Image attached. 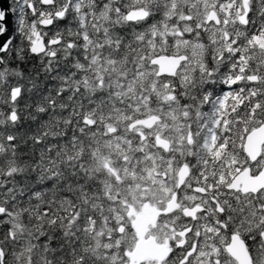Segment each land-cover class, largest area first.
I'll use <instances>...</instances> for the list:
<instances>
[{
    "label": "flooded vegetation",
    "instance_id": "obj_1",
    "mask_svg": "<svg viewBox=\"0 0 264 264\" xmlns=\"http://www.w3.org/2000/svg\"><path fill=\"white\" fill-rule=\"evenodd\" d=\"M9 1L11 3V0ZM71 1L53 0V4L46 7L41 5L40 0H35L37 5H33L32 1H27V5H32L31 28L27 36L29 53L37 34L42 38L46 49L39 56H34L31 53L30 55L34 59L40 58L46 65L55 63L58 58L63 61V109L67 113V123L75 122L70 113L82 110L85 79L88 80L97 75L102 79L97 81L96 85L91 84L88 88L89 91L93 90L98 98L102 95L105 96L104 94L114 83V80H124L125 90L130 76H136L138 70L143 75L147 69H151L156 79L151 80L152 91L155 95L151 99L152 104L155 107L158 104V108H160L162 102L159 96L161 93H166L167 99L173 102L174 107H182L185 112L190 114L191 119L184 120L189 123V133L186 136L189 144L199 143L195 134L196 120L205 115L208 126L204 134L205 138L202 137L203 142L211 136L218 139L225 138L223 128H230L231 130L228 132L231 134H233L232 129H236L242 138L240 139L242 155L248 162L242 170L238 167L237 171H212L214 173L208 174L192 171V168L186 164L180 165V167L187 166L189 171L180 187L177 186L179 172L177 171L176 186L167 202L147 200L135 206H128L125 220L117 226L113 225L116 234L112 233L108 237L113 245L109 255L111 256V252L112 255H117L119 264H237L226 252L231 236L237 235L243 242L247 239L246 249L252 263L255 264L258 253L256 239L259 237L253 239L249 233L254 234L256 231L264 229V190L256 194H241L240 190L229 191L227 187L245 169L250 170L249 177H256L264 165L263 163L259 168V164L256 162L249 163L243 150L245 137L264 124V118L260 123L259 117L260 112L264 115V66H261L260 63V44L258 43L259 29L261 25H264V0H156V5L154 0H139L140 5L136 8L130 6L132 0H108L115 12L112 17L117 19L116 24L103 20L94 25L84 24L83 26H86L87 29H81L76 24L77 15L72 13L71 7H69ZM117 7L120 9L119 12L116 11ZM156 8L161 9L164 13L161 16L157 15L159 21L152 18L154 24L151 28L140 25V20L131 23L126 21V15L130 11L142 10L148 15L149 11L152 12ZM103 9L97 5V14ZM60 12L66 13L72 20L70 28L62 26L63 34L59 33L55 27L56 23H53L49 28L42 29L40 27V21L44 19L58 21L55 14ZM183 14L187 15L184 20L185 23L189 22V25L183 26L177 33V37H180V40L186 45L176 48L174 45L176 39L171 38L168 34L165 35L164 32H170L173 25L177 26L178 19ZM211 14L213 18L210 17ZM93 26L108 29L110 33L113 32L110 35L112 52L107 55L110 57L108 66L104 65L105 57L103 59L100 57L101 60L93 63L94 51L90 47L86 48L87 43L85 44L81 38L83 31L88 32V36L92 38V44H94ZM141 28L143 31L140 30ZM153 28L155 29L154 34L150 33ZM185 31L188 32L185 33ZM117 32L122 33L123 36L122 42L119 44L116 43L115 34ZM151 38L155 44L153 51L150 46ZM56 39H60V43L50 47L49 41ZM69 41L72 42L71 47H69ZM160 46L161 49H159ZM104 50L98 52L106 54V50ZM53 52L56 53L55 56L52 55ZM180 56L186 57V61L180 65L174 77L156 76L158 69L151 65L153 59ZM134 61H136L135 64H133ZM139 63L142 64L140 69L138 68ZM209 70L213 72L212 77L208 75ZM222 84L228 90L220 93ZM233 84L239 85V88H232ZM141 85H144L143 95L145 98L150 87H148L147 80L145 83L141 82ZM198 86L200 87L198 88ZM213 89L215 93L220 94L215 95ZM206 93L210 98H205ZM122 102L120 98L114 99L110 94L97 101L96 106L107 111L124 109L126 102H123L124 104ZM193 114L199 115L198 118H195L196 120L193 119ZM119 116L120 114H117L114 118H109L110 125H112V129L108 130L109 134H114L116 125L124 124V117L119 118ZM151 117H157L159 122L161 121V117L156 114H151L143 119ZM80 118L81 115L79 118L77 117L76 125H82V120H79L78 123ZM243 127L251 130L248 132L239 130ZM152 128L137 129L141 132H138L136 136L129 135V137L131 139L138 137L144 141L143 133L150 132ZM111 130L112 132H110ZM230 154L235 162L241 159L240 154L231 152ZM263 154L264 146L259 161L262 160V157L264 158ZM228 159L227 155L223 161L224 169L228 166H237V163L233 164ZM104 186H107L108 190H104ZM93 189L97 195L92 196L91 202L97 207L95 216L98 217L101 207L116 204L114 203L115 193L109 184L96 185L93 186ZM173 196H175L174 209L167 215H159L155 224L147 228L143 237L144 241L152 238L157 246H166L169 250L167 257L160 263L151 258L141 262L135 260L132 263L131 255L139 241L132 226L133 222L136 218L151 216L155 211H164ZM84 197L89 201L90 197L84 196L81 192L80 199L83 200ZM234 204L240 206L236 223ZM222 208L225 209L224 215L228 219L222 220L220 216ZM195 209L196 211L192 214L191 211ZM102 215H110V213L102 212ZM164 217H171L175 221L173 235L167 240L162 239L161 234L163 233L159 229ZM225 223L228 224L227 228L224 226ZM238 230L241 233L237 232Z\"/></svg>",
    "mask_w": 264,
    "mask_h": 264
},
{
    "label": "trees",
    "instance_id": "obj_2",
    "mask_svg": "<svg viewBox=\"0 0 264 264\" xmlns=\"http://www.w3.org/2000/svg\"><path fill=\"white\" fill-rule=\"evenodd\" d=\"M27 1L38 4L35 0ZM96 1L84 0L80 5L79 14L85 24H91L95 18ZM154 2L156 5V0ZM30 14L24 20L23 29L14 32V39L2 54L0 207L4 209V218L0 220V247L4 255L3 264H111L108 250L100 246L105 237L102 223L95 216L97 207L91 202L92 196L97 195L93 186H102L108 181L104 182L102 171L98 169L96 173H91L93 166L89 163L103 154L101 133L106 124L110 125L109 118L118 113L91 105L97 95L88 88L97 82L94 78L85 79L82 110L70 113L75 122L67 123L64 96L59 94L63 92V61L58 58L55 63L46 65L40 58L34 59L30 55L27 42L31 28ZM55 27L63 34L62 26L56 23ZM258 38L260 63L264 66V25L259 29ZM15 87H20L23 93L16 101V109L10 102V92ZM148 96L150 99L155 97L149 90ZM40 106L47 111L39 112L37 109ZM12 110L20 116L15 124L9 121ZM80 115L78 123L82 120V125H76ZM204 116L202 123L197 125L195 134L199 143H196V148H202L204 143L202 137L208 126ZM123 117L129 124L140 119L133 112L124 113ZM259 117L262 123V112ZM85 119L88 123H84ZM222 130L227 134H224L225 138H217V148L211 153L200 150L195 161H183L192 171H201V174L237 171L238 167L242 170L248 164L242 155V138L229 133L231 129L228 127ZM239 130L248 132L251 129L243 127ZM9 135L17 137L15 148L9 145ZM36 138L42 143H36ZM132 139L136 144L137 138ZM230 152L240 154L241 159L235 162L237 166L224 169L223 161ZM162 154L165 155V152ZM170 156L172 159L176 157L174 154ZM147 161L151 163L150 158ZM53 173L58 174L55 177L57 187L35 196L34 193L46 186ZM69 182L71 188L66 186ZM81 192L90 197L89 201L86 197L80 199ZM238 207L236 204L233 206L235 223L239 215ZM237 232L241 233L240 230Z\"/></svg>",
    "mask_w": 264,
    "mask_h": 264
},
{
    "label": "rangeland",
    "instance_id": "obj_3",
    "mask_svg": "<svg viewBox=\"0 0 264 264\" xmlns=\"http://www.w3.org/2000/svg\"><path fill=\"white\" fill-rule=\"evenodd\" d=\"M83 2L84 0H72L69 7H71V12L77 15L76 24L79 25L78 27L81 29H87L86 26H83L85 24L83 16H80L79 14L80 5ZM139 5V0H132L130 3L132 8H136ZM94 10L97 20L100 19L101 22L104 20L107 23L111 22V24H116L117 19L112 17L115 12H113V8L110 6V1L99 14H97V6L94 7ZM186 16L187 15L185 14L181 15L178 19L177 26L173 25L170 32H164L165 35L168 34L171 38L176 39L174 44L176 48L186 45V43L180 40V37H177V33L181 30V28L189 25V22L185 23L184 19H186ZM92 29L94 31L93 34L95 35L94 44H92V38L88 36V32L83 31L81 38L85 41V44L87 43V45H85L86 48L90 47V49L92 48V51H94L95 56H93V63H96L100 57L101 59L105 57L104 65L108 66L110 57L107 55L112 52V40L110 35L111 33L113 34V32L110 33V30L108 29H105V31L100 30L98 26H93ZM154 30V28L153 30H150V33L154 34ZM187 32L188 31H185V33ZM150 46L151 51H153L155 46L153 38L150 40ZM165 47L166 46L164 45V48ZM102 49L106 50V54L104 52H98ZM159 49H161V46ZM135 63L136 61H134L133 64ZM140 66H142V64L139 63V69ZM145 72L146 73L142 75L138 70V74L136 76H130L125 90V81L122 79H116V88L112 92L113 98H120L124 103L126 102V105L124 109H114L110 111H116L120 114L119 118L123 117L124 113L128 112L137 114L140 119L147 118L151 114H156L161 117V121L159 124L154 126L150 132H142L145 136L144 141L136 137V144L133 143V139H131L129 135L136 136V134L141 132V130H128L130 124L124 121L125 125H116V131L114 134H109L108 130L112 129V125L106 124L103 132L101 133V141L104 152L100 157L97 156L96 159H94V162L89 163L90 166H93L92 169H90V172L93 173L92 171H95L96 173L97 169L102 171V179L104 182L108 181V183L104 184H109L110 188L113 189L115 193L114 203L116 204L113 206L107 205L106 207H101V211L99 212V216L102 217V212L110 213V211H112L111 216L105 215L107 218H101L103 222L101 227L105 239L101 242L100 246H105V249L108 250V252H110L113 247L108 237L111 236L112 233L116 234V229L113 227V224H116L117 226L125 220V214L128 206H135L138 203L147 200H153L154 202L156 200H163L164 203L167 202L176 186V173L179 170L180 165L185 164L183 161H195L196 154L200 150L211 153L217 148V138L214 136L209 137L203 143L202 148H196L195 144H189L187 142L186 136L189 133V123L184 122V120H188L190 118V114L185 112L182 107H174L173 102L167 99L166 93H161L159 96L162 102V106L160 108H158V104L156 107L152 104L148 95L144 98V85L142 86L141 82L145 83L147 80L148 87H150L149 92L154 93L152 91L151 80H156L155 76H153L154 72L151 71V69H147ZM98 77L99 75L96 77L94 76V80L96 82L102 80ZM94 88L98 89L96 87ZM232 130L233 135L236 137L238 135L236 129ZM130 132L132 133L130 134ZM157 136L169 142L171 151L165 153V155L169 156L163 155L162 153L164 152L162 149L156 146L155 137ZM150 139L151 141H149ZM170 154H174L176 157L172 159ZM228 157V161L233 162L234 164L235 160L230 153L228 154ZM148 158L151 159V163L147 161ZM261 159L259 168L264 163V158L262 157ZM104 190H108V187L104 186ZM262 221L263 218L261 219V222ZM174 226L175 221L173 218L164 217L162 219L159 229L163 233H160L163 240H167L172 237L175 230ZM222 239H224V237H222ZM257 252L255 264L256 262L257 264H264V250L258 249ZM110 257L111 264H119L117 262V255H112L111 252Z\"/></svg>",
    "mask_w": 264,
    "mask_h": 264
},
{
    "label": "water",
    "instance_id": "obj_4",
    "mask_svg": "<svg viewBox=\"0 0 264 264\" xmlns=\"http://www.w3.org/2000/svg\"><path fill=\"white\" fill-rule=\"evenodd\" d=\"M69 1L70 0H67V2ZM40 2L41 5L45 7L53 4V0H40ZM6 3H10V1L6 0ZM28 8L32 10V5L28 4ZM146 15L147 13L145 11L133 10L126 15V21L136 22L138 20H141ZM55 16L56 18L59 19L57 14H55ZM210 17L213 18V15L211 14ZM49 21H53V19H44L40 21V27L42 29L49 28ZM10 26L14 28V25H10ZM54 41H61V40L56 39ZM58 44L59 43H50L49 46L50 47L56 46ZM33 47L35 48L36 52H39L40 54L44 53L46 50L43 44V40L39 34L36 35L35 40L30 47L31 54H32L31 50ZM185 61H186V57L184 56H180L176 58L160 57L153 59L151 61V65L157 67L158 69L156 74L157 77H163V76L174 77L180 65ZM16 89H21V88L15 87L10 92V102L13 105L15 104L13 103V94H14V90ZM15 94L19 98L20 94L19 93H15ZM11 112H15V111L12 110ZM9 121L12 123L10 115H9ZM158 122L159 119L157 117L137 120L131 123V125L129 126V130L150 129ZM110 132H112V130ZM155 142L157 147L161 148L164 152L170 151L169 142L159 137L155 138ZM263 146H264V124H262L259 128L251 131L245 137L243 150L249 163H255L261 157ZM178 171L179 172L177 174V186L180 187L182 186L189 169L187 166H182ZM249 171H250L249 169H245L244 172L236 176L231 182V184L227 187V189L229 191H234V192L240 190L241 194H256L257 192L264 190V165L262 166L260 173L256 177H249ZM174 206H175V196H173L172 199L167 203L164 211L162 212L155 211L151 216L135 219L132 226L137 234L139 241L131 255L132 263L135 260L137 262H141L147 258L157 260L160 263L167 257L169 250L166 248V246H157L152 238H149L147 241H144L143 237L147 231V228L155 224L158 216L161 214L162 215L169 214L174 209ZM195 211L196 209L191 211V213L194 214ZM3 214H4V209L0 207V215ZM226 252L237 264H253L252 259L246 249L245 243L237 235L231 236L230 243L226 247ZM3 256L4 255L0 247V264H3Z\"/></svg>",
    "mask_w": 264,
    "mask_h": 264
},
{
    "label": "snow or ice",
    "instance_id": "obj_5",
    "mask_svg": "<svg viewBox=\"0 0 264 264\" xmlns=\"http://www.w3.org/2000/svg\"><path fill=\"white\" fill-rule=\"evenodd\" d=\"M108 4V0H98V7L103 9ZM13 5H16L14 7ZM117 12L120 11L119 7L116 9ZM31 10L28 8V5L26 3V0H11V3H6V0H0V53H3L7 50V45L10 43V39H14V32H16L18 29H23L24 20L26 19L27 15H29ZM57 16L59 17L58 21H49V27L53 23H57L60 26L64 27H71L72 20H70L66 13H57ZM155 16V13L149 11L148 15L143 17L140 20V25H143L144 27L151 28L153 27L154 20L152 19ZM11 18V19H10ZM30 23V21H29ZM131 23V22H130ZM10 25H14V28ZM138 26V25H137ZM143 31V28L140 29ZM116 43L119 44L122 42L123 36L122 33L117 32L116 34ZM49 43H60V41H49ZM72 46V42L69 41V47ZM32 55L39 56V52H36L35 48L33 47ZM53 56L56 55V53H52ZM4 75V57L0 55V76ZM208 75L210 77L213 76L212 70H209ZM214 82V81H213ZM232 88L238 89L239 85L233 84ZM225 85H221L220 87V93H223L227 91ZM213 92L215 95H219L220 93H215V90L213 89ZM15 93H19L22 96V89H16L14 90L13 94V103H15L18 99V96ZM60 95H63V92L59 93ZM205 98H210L209 95L206 93ZM39 112L44 113L47 111L43 106H40L37 109ZM12 123L15 124L20 120V116L17 112H10L9 113ZM46 122V121H45ZM84 123H88L87 119L84 120ZM227 134V133H225ZM16 136L9 135L8 142L9 145L12 147H16L15 140ZM36 143H42V141L39 138L35 139ZM257 164L260 163L259 159L256 161ZM57 173H53L51 176H49V182L46 184V186L43 189H40L34 193L35 196L39 197L41 194H46L48 192L53 191L57 187V181L55 177L57 176ZM75 175V172L73 173ZM67 187L71 188V182H69ZM79 186V185H78ZM82 187V186H81ZM86 196V193H84ZM225 209H220V216L222 220L228 219L225 217ZM3 215H0V220H3ZM224 226L227 228L228 224L225 223ZM250 236L253 237V239H256L259 237V239H256V245L258 249H264V229H261L259 231H256L254 234L249 233ZM47 242V241H45ZM244 243L247 247V239L244 240Z\"/></svg>",
    "mask_w": 264,
    "mask_h": 264
},
{
    "label": "bare ground",
    "instance_id": "obj_6",
    "mask_svg": "<svg viewBox=\"0 0 264 264\" xmlns=\"http://www.w3.org/2000/svg\"><path fill=\"white\" fill-rule=\"evenodd\" d=\"M152 12L155 13L154 19H155L156 21H159V20L157 19V15L159 14V15L161 16V15L164 13V11H162L161 9H158V8H156V9L153 10ZM99 21H100V19L97 20V17H95L94 20H92L91 25H94V24H96V23H99ZM100 30L105 31V29H100ZM115 81H116V80H114V83L110 86V88L108 89V91L104 94L106 97H108L110 94H112V92H113L114 89L116 88V83H115ZM199 87H200V86H198V88H199ZM105 96L102 95V96L96 98V99L94 100V102H93L91 105H95L97 101H100V100L106 98ZM83 102H84V99L82 100V104H83ZM197 113L199 114V111H197ZM66 114H67V113H66ZM198 114H197V115H196V114H193V115H192V117H193L194 120H196L195 118H196L197 116H199ZM197 118H198V117H197ZM201 119H202V118H201ZM201 119H197V120H196V123H197V124H196V131L198 130V127H197L198 123H202ZM111 215H112V211H110V216H111ZM98 218L100 219L101 223L103 224L101 218H107V217H106L105 215H102V217L98 216ZM110 225H111V223H110ZM113 225H114V224H113Z\"/></svg>",
    "mask_w": 264,
    "mask_h": 264
}]
</instances>
